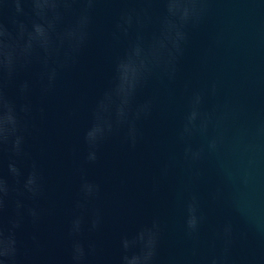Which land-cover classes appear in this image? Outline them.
<instances>
[{"label":"water","instance_id":"water-1","mask_svg":"<svg viewBox=\"0 0 264 264\" xmlns=\"http://www.w3.org/2000/svg\"><path fill=\"white\" fill-rule=\"evenodd\" d=\"M0 264H264V0H0Z\"/></svg>","mask_w":264,"mask_h":264}]
</instances>
